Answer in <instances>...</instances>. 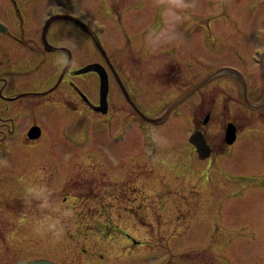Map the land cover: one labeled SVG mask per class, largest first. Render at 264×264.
<instances>
[{
  "label": "rangeland",
  "instance_id": "rangeland-1",
  "mask_svg": "<svg viewBox=\"0 0 264 264\" xmlns=\"http://www.w3.org/2000/svg\"><path fill=\"white\" fill-rule=\"evenodd\" d=\"M186 2L188 7L182 12L184 19L177 26V31L179 34H202L201 49L190 58L174 49L167 53V49L176 45L179 40L175 44L173 42L157 48L146 43V37L152 29L163 27L161 9L153 4V0H35V12L39 14L37 22L30 25L26 23L23 29L25 34H38L40 24L46 20L47 14L50 15L51 10L55 11V15L66 12L75 18L82 16L94 34V29L98 30L99 26L100 29L105 28L103 32L100 31L97 39L102 47H107L108 43L114 55L124 52L123 57H116L118 61L124 62L126 66L130 65L131 58H135L132 66L136 68L132 67L131 71H135L138 82L164 79L162 71L166 68L165 65L176 61L184 66L179 71V76L175 77L179 79V84L187 81L194 66L199 67L197 79L200 80L213 75L222 66H233L247 73L251 91L262 89L254 59L258 49L264 51V0ZM49 34L88 33L70 21H57L52 25ZM130 36L135 40L131 58L127 56L131 52ZM144 43L147 48L140 47ZM204 46L209 49H202ZM72 48L76 55L75 68L100 60L99 48L92 43L88 45L84 39ZM19 51L24 54L22 49L19 48ZM51 60L52 65H43L39 75L55 76L62 66L66 67V58L62 61L59 54L52 55ZM2 64L0 63L1 68ZM237 77L240 80L232 74H219L216 81L203 86L202 94H207L204 97L209 101L208 107L212 105L215 109L211 122L206 126L207 136L213 145L219 143L224 121L236 117L238 110L240 114L245 112L240 105L243 94L242 79L239 75ZM85 83L88 95L94 99L97 79L89 75L87 79L79 81L78 85L85 88ZM188 83L179 89L172 83L168 88L169 98L182 94L189 86ZM54 98L58 100L55 106L63 111H68V100H76L74 92L67 85ZM255 98L258 99L256 95ZM198 102L199 98H192L191 102L181 107L186 116L182 112H174L169 122L161 126L172 128L165 135L168 143L164 152L169 153V158H166L169 162L163 165L155 163L145 166L146 160H143L132 167L130 166L134 162H128L129 166L125 167L132 143H146L140 129L132 134L130 131L126 143L113 145L120 128L105 130L96 124L89 134L94 141L88 144L82 133L84 125L81 118H72L69 124L73 129L72 144H58L61 148L57 153L56 149L51 151L41 144L48 153L57 154L61 168L65 166L63 162H67L66 168L70 169L68 173H59L52 183L46 182V168L33 161L35 157L27 153V147L19 154L22 143V130H19V135H15L18 141L13 147L15 153L12 152L10 156L0 149L1 182L16 171L17 160L23 155L25 160H30L26 162L24 177L31 182V187H43L51 193L56 190L60 193L49 197L52 208L41 212L38 208L39 201L28 194L27 187L18 189L17 186L12 188L3 184L0 190V212L4 214H0V236L5 240L17 230L14 224L19 219L18 214L33 222L45 216L51 220L61 219L64 232L57 238L46 231L38 233L36 223L30 221L22 224L21 228L24 230L17 237L18 241L24 243L26 249L29 248L27 245H37V252L31 248L33 253L29 249L25 253L15 250L11 245L14 240L10 241L9 238L7 245L5 242L1 244L0 264H15L24 260L22 258H35L36 255L45 259L51 258L57 264H219L218 258L222 256V252H217L219 254L216 255L215 244L218 241H215L214 235L216 231L218 234L223 230L229 232L228 228L231 231L234 229L236 233L240 230L242 237H253L252 245L244 244L249 242L247 239L244 243L234 242L237 247L233 246L238 251L232 253L236 257L234 263L256 264L259 261L257 264H264V148L260 146V140L254 138L251 145L244 146L241 143L231 156L217 162L200 160L198 155L196 160L187 139L190 136L188 131L192 127V119L202 122L206 115L203 110H195ZM80 112L83 113L78 115L85 117L84 110ZM255 114L250 117V122L255 121L252 128L264 129V121L256 118L259 112ZM29 123V120H25L23 124ZM56 126L60 133L64 122H58ZM159 131L162 135V129ZM171 140H177L180 145L172 146ZM144 150H147L145 146ZM68 158L72 162H68ZM101 158L105 159L104 163ZM38 159L37 155L35 160ZM49 168L53 171L52 165ZM228 175L238 176L245 188L254 194L249 198L251 204H254L253 207L249 209L245 205V213L242 211L235 220L232 219L233 211L229 216L220 212L213 213L217 211V198L225 197L236 187L228 183V180L235 182V178L228 179ZM121 177L124 178L120 179ZM215 181H218L216 192L213 189ZM224 183L228 185L222 190L220 186ZM15 191L20 194L13 199ZM66 192L71 196L65 203L62 193ZM229 201L232 202V198ZM244 202L235 201L233 205L243 206ZM65 210L72 212V216L66 220L60 215ZM255 227H260L261 230L253 232L246 229ZM223 247L224 240L220 249Z\"/></svg>",
  "mask_w": 264,
  "mask_h": 264
},
{
  "label": "flooded vegetation",
  "instance_id": "flooded-vegetation-1",
  "mask_svg": "<svg viewBox=\"0 0 264 264\" xmlns=\"http://www.w3.org/2000/svg\"><path fill=\"white\" fill-rule=\"evenodd\" d=\"M0 2V63L4 64V66L2 64V68L0 66V128H2L0 129V149L10 156L12 155V152L15 153L13 147L14 144L18 142L17 138H15V135H19V130H22V143L20 144V147L17 145L19 147V154L23 153L25 147H27V153L34 156L35 159L37 155L39 156L38 161L40 162L34 158L33 161H36L40 166L44 165L46 168V182L52 183V181L57 179L59 173H68L70 169L66 168L68 166L67 162H63L65 163V166H63L64 168H61V165L58 164L57 154L48 153L46 147L43 148L41 144L43 143L44 146H47V148L51 151L56 149V153L57 150L61 148L57 146L58 144L64 146L68 143L72 144V142H74L73 129L69 127V124L72 122V118L74 120L76 118H81V121L84 125L82 133L88 144H91L94 141V139H92L89 134H91L90 132L96 124L105 130L120 128L117 140L116 142L112 143L113 145L115 143H126L129 132L131 131L132 134L137 129H140L142 137L145 139L146 143H132L130 153L126 158L127 165H125V167H128L130 162H134V164L130 166L132 167L135 166L136 163H140V161L143 160H146L145 163L150 165H154L156 162L161 165L166 163L168 164L169 160H166V158H169V153L164 152L165 146H158L152 140L150 134L152 131L160 134L159 129H162L163 133L161 136L166 138L165 135H168L169 130L172 128H161V126H165V122H169V118L174 112L178 111V113H184V111L181 110V107L184 104L191 102V99L196 97L199 98V102L195 105V107H197L195 110H203V113L206 112V115L202 122L192 119V127L189 128L188 132L191 134L196 131H201L205 136L207 143L211 147L210 156L203 161H209L211 163L213 160L217 162L222 160L224 157H229L233 154V150L237 146L241 145V143H243L244 146L251 145L250 142L254 138H258L260 140V146L264 148V129L252 128L255 121L250 122L251 115H256V112H259L256 118L258 120L264 121V66L261 64L260 56L259 58L254 59V62L258 67V77L260 78V82L263 86L262 89L260 88L257 91H251L250 86L248 85L249 77H247V73L242 71V69L230 66V68L233 69L237 74L233 73L232 71L225 72L227 74H232V76L236 77L237 79V75H239L245 81L246 89L244 91L243 87V94H241L242 100L240 101V105H242L245 112L240 114L238 110V115L236 117L224 121V129L220 135L219 143L213 145L207 136L206 126H208L209 122H211L213 115L215 114V109L212 105L208 107L209 101H207V99L204 97L207 96V94H202V90L203 86L205 87L207 83L209 84L216 81L215 78L217 76L209 79V81H207L204 85L197 88L198 84L203 80L197 79L199 67L193 65L194 71L190 74V77L186 81L189 82V86L184 89L182 94L172 96L170 99V96H168V88L172 85V83L175 84L177 89L181 88L182 85L186 83L183 82L179 84V79L175 78L179 76V71L181 72V69L184 66H180L176 61L174 63L170 62L169 64L165 65L166 68L162 71L164 74V79H159V81H154L152 79L153 81L150 82L149 80H142L141 82H138L135 76V71H131L132 67L133 69L136 68V66H132L135 64V58H131L130 56L134 51L133 45L135 40L132 36H137V34H132V36L129 37L131 52L127 55L131 58L129 60L130 65L127 64L125 66L124 62L118 61L116 57H123L124 52L114 55L108 43L107 47L103 46L107 58L103 56L99 50L100 60L98 63L102 64L108 74V88L106 98H102L106 101V106H103V109L106 107V110L103 111V109H101V111H96L94 108L97 105H100L102 102L99 75L95 72L76 74L75 71L79 70L85 65L78 66L77 68L74 67L76 55L72 48L73 45L80 44L82 39L86 40L88 45L90 43L95 44L93 43L94 41H91L92 39L89 37L93 36V34H49L50 29L54 24L51 25L48 34H42V26L44 21L40 24V29L38 28V34H25L26 31L23 29V26H25L26 23L29 25L33 23L35 24V22H37L36 19L39 16V14L35 12V0H0ZM58 14H66V12H60ZM208 35L210 36L211 34ZM201 39L202 34H179L178 40L180 42L168 48L167 53H170V49H174L179 53L187 55L189 58L191 55L195 56L201 49ZM140 47L147 48L148 46L144 43L140 44ZM19 48L24 51V54L19 51ZM202 49L207 50L209 48L204 46ZM57 54L61 55L62 61L66 58V67L64 68L62 66L60 70L58 68L59 71L55 76L52 74H48L44 77L39 75L38 72L41 70L42 66H51V57L52 55ZM56 70L57 68L55 67V71ZM89 75H92L97 79L96 96L94 99L88 95L87 83L84 84L85 88H82L78 85L79 81L87 79ZM171 76L173 77L172 80L170 79ZM66 85L69 87V89H71V91L74 92L76 100H68L67 103L69 104V107L65 104L68 111H63L59 107L55 106L58 100H56L54 97L56 93ZM243 85L244 84L242 82V86ZM255 92L257 94H254ZM189 93L190 95H188ZM255 95L258 97V99L255 98ZM182 98L185 99L172 108L169 116L162 123H148L147 119L160 116L161 113H163L171 105ZM237 103L238 102H236V104ZM235 109L237 110L238 108L235 107ZM80 110H84L85 117H80L78 115L79 113H83L80 112ZM228 110L229 109L227 107V111ZM91 116L95 117L96 119H93ZM183 116H186V114ZM252 119L255 118L252 117ZM25 120H29L30 123L23 124ZM58 122H64V127H61L62 129L60 133L58 130H56V125ZM229 125H232L235 128L236 134V138L232 144H227L225 141V133ZM34 127L39 128V135L36 138L29 136L30 131ZM24 132L26 134H22ZM187 141L189 143V137ZM144 146L147 150L143 151ZM189 147L191 149V153L196 159L198 155L197 149L193 144H190ZM43 149L46 150L44 151ZM96 154L99 155V152ZM144 155L145 158L143 157ZM68 159V162H72V159ZM103 160L105 159L101 158V161L104 163ZM29 161V159L25 160L23 155L20 156L16 163V171H13L12 175H8L5 181L1 182L0 180V190L2 189L3 184H8V186H11L12 188L17 186L18 189L22 186L27 188L31 187V182L24 177V168H26V162ZM50 165H52L53 171L50 170ZM240 176L243 175H239V177ZM123 178L124 177H121L120 179ZM227 178H235V182L233 183L228 179L227 180L230 185H234L236 187L235 189L229 191V194L227 193L225 197L223 196L217 198L215 209L217 210L216 213H224L227 216L231 215L230 212L233 211L234 215L232 219L235 220L239 218V215H241L242 211L245 213V205H247L249 209L253 207L254 204H251V200H249V198H252L254 194L252 191H249L245 188V186L238 179V176L234 177L228 175ZM241 180L244 179L242 178ZM228 183H224L220 186V188L224 190ZM217 185L218 181H215L213 183V189L215 192L217 190ZM13 193V199L17 198V195L20 194L19 191H15ZM58 193H60V191H53L50 197L54 195L57 196ZM262 195L264 196V191ZM62 196L63 201L66 203L69 196L71 195L70 193L66 192L65 194L62 193ZM257 197L258 194L256 199ZM230 198H232V202L229 201ZM241 200L245 201L243 206H240V204L233 205L235 201ZM226 204L228 206H226ZM35 213L36 212L33 214L35 215ZM0 214L2 215L4 213L0 212ZM31 214L32 213H29L28 215ZM18 216L19 219H17V222L14 224V227H16L17 230L11 236L6 237L5 240L3 236H0L1 251V244L5 242L7 245L10 238V241L14 240V244L11 245L15 248V250L25 253L28 251V249L30 251L31 248L37 252L36 249L39 248L37 245H27L29 248L26 249V245L19 242L17 237L24 230L21 228L22 224H26L30 221L32 223H36L37 220H42L43 217L38 218L36 219V222H33L28 218L24 219V217H21L20 214H18ZM31 217L33 216L31 215ZM57 217L60 218L58 215ZM22 220L27 221L22 222ZM245 223H247V221H245ZM242 227L245 228V226ZM259 228L260 227L246 229L257 232L261 230ZM228 231L229 232H227V230H223V232H220L219 234L218 231H216L214 235L216 237L215 241H218V243L215 244L217 247L215 252H222V256L218 258L220 260L219 264H235L234 261L236 262V257H234L232 254L233 252H238H236L237 244L234 243L235 241L244 243L247 239L249 242L247 241V243L244 244H254L252 242L253 237H242V235L239 233L240 230H238L239 232L236 233L234 229L231 231L228 228ZM47 233L50 234L51 232ZM222 240H224V247L223 249H220ZM233 245H236V247ZM30 252L33 253L32 251ZM40 258L45 259V257H40L37 255L35 258L22 259L34 260Z\"/></svg>",
  "mask_w": 264,
  "mask_h": 264
},
{
  "label": "clouds",
  "instance_id": "clouds-1",
  "mask_svg": "<svg viewBox=\"0 0 264 264\" xmlns=\"http://www.w3.org/2000/svg\"><path fill=\"white\" fill-rule=\"evenodd\" d=\"M153 4L161 9L163 27L152 29L146 37V43L150 47L157 48L178 40L179 33L177 31V26L184 19L182 12L188 7V4L186 0H153ZM150 135L158 146L167 145V139L159 133L152 132ZM27 192L34 199L39 201L38 208L41 212L52 208V204L49 201V197L52 193L48 189L43 187L39 189L29 187ZM60 215L62 219L66 220L72 216V212L70 210H65L62 211ZM36 223V231L38 233L47 231L59 238L64 232L61 219L51 220L49 217L45 216L42 220H37Z\"/></svg>",
  "mask_w": 264,
  "mask_h": 264
},
{
  "label": "water",
  "instance_id": "water-1",
  "mask_svg": "<svg viewBox=\"0 0 264 264\" xmlns=\"http://www.w3.org/2000/svg\"><path fill=\"white\" fill-rule=\"evenodd\" d=\"M57 21H70V22L78 25L82 30H84L88 34H91V35L94 34L92 32L91 28L87 24L82 22L80 19L75 18V17L70 16V15H53L44 24L42 34H48V31H49L51 25L54 22H57ZM94 39H95V43L98 46V48L100 49L101 53L103 54V56L106 57V53L104 52V50H103V48L101 46V43L99 42L97 37L94 36ZM51 47H53V46H51ZM47 49H48V44H47ZM262 65L264 66V61L262 62ZM230 70L233 73L237 74L231 68H222V69L216 71L213 75L207 76L201 83L198 84L197 88H199L202 85H204L207 81H209V79H211V78H213V77H215V76H217V75H219V74H221L223 72H229ZM87 72H97L99 74V76H100V80H101V100H102V102H101V104L99 106L95 107L94 109L96 111H101V109H103V106H106V101L103 100V99L106 98V93H107V88H108V74H107L105 68L100 63L89 64V65L85 66L84 68L80 69L79 71H77L76 73L77 74H82V73H87ZM241 79H242V82L244 84L243 87H244V90H245L246 89V83H245V81L243 80L242 77H241ZM188 95H190V93ZM184 99L185 98H182L181 100L175 102L162 115H160V116H158L156 118H149V119H147V121H149L151 123H161L162 121H164L167 118V116L171 112L172 108L174 106H176L177 104H179ZM105 110H106V107H105V109H103V111H105ZM38 131H39L38 127L32 128V130L29 133V136L32 137V138L38 137V135H39ZM235 138H236L235 128L232 125H229L227 127V129H226L225 141H226L227 144H232L234 142ZM189 140L195 146V148L197 149L198 155H199V157L201 159H206V158H208L210 156L211 147L207 143V140H206L205 136L203 135V133L201 131H196V132L192 133V135L190 136ZM15 264H56V263H54L53 261H49V260L38 259V260H33V261L20 260V261H18Z\"/></svg>",
  "mask_w": 264,
  "mask_h": 264
},
{
  "label": "bare ground",
  "instance_id": "bare-ground-1",
  "mask_svg": "<svg viewBox=\"0 0 264 264\" xmlns=\"http://www.w3.org/2000/svg\"><path fill=\"white\" fill-rule=\"evenodd\" d=\"M53 24H54V23H53ZM90 38L92 39L91 41H94V40H95L93 36H90ZM94 43H95V41H94ZM170 143H171L172 146H173V145H180L179 142H177V140H171ZM145 166H148V165L145 164ZM210 202H211V200H210ZM210 206H211V205H210ZM207 207H208V206H207ZM213 213H216V212L213 211ZM37 244H38V243H37Z\"/></svg>",
  "mask_w": 264,
  "mask_h": 264
},
{
  "label": "trees",
  "instance_id": "trees-1",
  "mask_svg": "<svg viewBox=\"0 0 264 264\" xmlns=\"http://www.w3.org/2000/svg\"><path fill=\"white\" fill-rule=\"evenodd\" d=\"M157 163V162H156ZM158 165H161V164H159V163H157Z\"/></svg>",
  "mask_w": 264,
  "mask_h": 264
}]
</instances>
